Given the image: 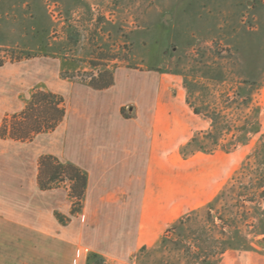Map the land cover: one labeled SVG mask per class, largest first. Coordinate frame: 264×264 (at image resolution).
Instances as JSON below:
<instances>
[{
	"label": "rangeland",
	"instance_id": "rangeland-1",
	"mask_svg": "<svg viewBox=\"0 0 264 264\" xmlns=\"http://www.w3.org/2000/svg\"><path fill=\"white\" fill-rule=\"evenodd\" d=\"M102 71L132 76L120 113L152 127L130 262L264 253V0H0V174L13 158L19 176V153L31 166L51 155L61 131L64 119L32 139L11 138L33 91H55L65 111L76 110L74 87ZM48 175L39 188L67 192L70 212L55 213L66 226L81 203L64 170Z\"/></svg>",
	"mask_w": 264,
	"mask_h": 264
},
{
	"label": "crops",
	"instance_id": "crops-1",
	"mask_svg": "<svg viewBox=\"0 0 264 264\" xmlns=\"http://www.w3.org/2000/svg\"><path fill=\"white\" fill-rule=\"evenodd\" d=\"M112 75V85L102 90L87 83L74 87L77 109L66 107L61 131L50 141L51 155L87 176L81 209L69 224L61 225L55 216L70 212L67 192L40 190L38 159L31 166L29 153L12 156L20 163L19 176L13 158L3 168L0 264H87L90 254L103 260L99 264H132L142 237L137 207L149 182L153 135L145 120L120 113L121 89L129 87L132 76ZM142 83L137 81L140 90ZM218 264H264V253L231 250Z\"/></svg>",
	"mask_w": 264,
	"mask_h": 264
},
{
	"label": "trees",
	"instance_id": "trees-1",
	"mask_svg": "<svg viewBox=\"0 0 264 264\" xmlns=\"http://www.w3.org/2000/svg\"><path fill=\"white\" fill-rule=\"evenodd\" d=\"M112 72L102 71L98 75H93L87 84L96 90H102L112 85ZM56 100L53 102V100ZM62 97L52 92L36 89L33 91L29 104L21 112V117L17 118L11 128V138L18 141L32 139L35 134L42 131L55 129L57 125L64 119L66 111L62 104ZM50 125L45 127V122ZM3 131V130H2ZM60 170H64L68 179L72 182V196L81 202L83 198L87 176L71 163L60 161L53 155H44L38 161V176L37 181L41 189H46V175L48 181L57 179V174ZM79 211V210H78ZM73 212L72 214H76ZM98 258L91 254L87 257V264L93 263V258ZM99 259V258H98ZM95 264H99L95 262Z\"/></svg>",
	"mask_w": 264,
	"mask_h": 264
}]
</instances>
